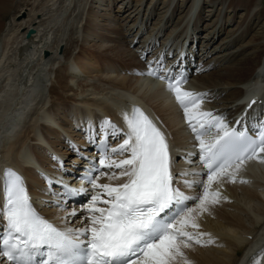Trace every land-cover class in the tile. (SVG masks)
Masks as SVG:
<instances>
[{
  "label": "bare ground",
  "instance_id": "bare-ground-1",
  "mask_svg": "<svg viewBox=\"0 0 264 264\" xmlns=\"http://www.w3.org/2000/svg\"><path fill=\"white\" fill-rule=\"evenodd\" d=\"M19 1L25 4L28 0H0L1 14L13 10L14 2ZM44 1V4L51 3L47 13L37 15L35 10V14L22 23L26 26L24 29L21 25L7 27L8 32L11 31L8 35L5 30V34L10 36L7 41H3L5 34L0 36V111L5 110L2 104L10 91L13 95L16 92L12 97L15 100L12 111L14 124L9 130L0 131V164L21 169L33 194L42 189V180L31 168L32 159L47 164L50 160L47 150L50 151V148L63 155H59L60 160L64 158V135L68 137L75 132L72 126L81 127L83 117L96 120L99 116L108 115L111 120L117 121L109 103L119 104L120 101L124 104L125 101L138 104L136 97H140L139 100H145L159 119L172 147L187 144L180 135L173 113L155 95V91L162 90L155 88L158 83L140 76L125 77L117 72L100 74L92 71L88 59L80 60L81 63L70 61V56H64V59L63 53L68 49L66 45L76 47L79 40L80 43L86 42L91 37L92 52L98 60L118 61L124 64L123 67H139L133 52L128 51V45L138 44L135 51L149 56L147 45H153L154 36L164 29L163 39L167 40L170 36L172 42L169 46L166 43L162 47L158 45L154 56L170 55L169 62L165 61L169 64L167 67L177 59V63L194 65L191 69H195V74L197 70H209L195 76L191 85L200 92H209L214 100L212 108L215 113L234 115L243 108L240 103H245L248 97L256 100L252 109L264 102L262 0H136L133 5H130V0ZM157 2L160 6L154 13ZM112 7H116V11ZM201 9H204L203 16ZM153 14L157 17L148 34L141 35L140 42L133 41ZM236 14L239 21L227 27L226 35L219 39V44L211 47V41L221 33L225 23L235 19ZM205 16V31L202 40L197 43L201 20ZM28 28H32L34 33L26 39L23 30ZM67 29L71 37L65 39L69 34ZM248 31L252 32L245 39ZM124 33H132L131 38L126 41ZM180 37V44L175 43ZM145 39H149L146 46L140 45ZM238 41L239 44L234 46ZM172 44L177 46L175 52ZM13 45L11 57L9 52H12ZM192 46L195 51L191 50ZM43 51L48 52L46 57L42 56ZM8 53L11 58L7 57ZM60 56L64 63L60 62ZM90 65L93 66L92 63ZM82 72L86 76L81 79ZM11 78L16 79V84L7 83ZM61 93L66 100L57 102ZM25 96L28 99L30 96V99L20 104ZM243 112L246 113V110L239 113ZM21 150L27 158L25 163L18 162V151ZM182 154V151L177 154L174 150V156ZM65 161L67 165L68 156ZM240 179L248 183H240ZM104 181L100 179V182ZM214 187H219L222 196L227 199L213 206L211 214H204L199 222L200 231L210 233L215 243L203 247L196 245L186 250L188 258L192 264H254L256 258H261L263 263L264 258L260 254L264 252V164L245 167L236 183L225 180L222 185ZM74 209L78 210L74 222L83 225L87 214L79 207ZM49 213L52 214V211L43 212L44 215Z\"/></svg>",
  "mask_w": 264,
  "mask_h": 264
},
{
  "label": "snow or ice",
  "instance_id": "snow-or-ice-1",
  "mask_svg": "<svg viewBox=\"0 0 264 264\" xmlns=\"http://www.w3.org/2000/svg\"><path fill=\"white\" fill-rule=\"evenodd\" d=\"M140 74L163 81L174 96L198 150L182 159L191 165L196 156L200 170L174 171L167 134L141 108L122 113L125 128L105 118L88 137L98 145V157L81 177V187L41 173L46 193L55 198L45 203L65 213L60 217L64 227L37 211L18 172L6 168L0 173V264H32L37 256L45 257L39 264H192L186 250L215 243L210 233L200 231V218L227 199L214 185L236 183L250 161L264 164V122L254 131L237 129L225 117L203 110L207 94L184 89L187 77L174 74L162 56ZM110 138L120 142L112 146ZM70 146L79 154L75 144ZM52 159L63 171V161ZM102 177L109 182L100 183ZM54 185L61 191H53ZM89 191L83 226H67L68 218L78 214L77 209L67 211V199ZM254 264H262L261 258Z\"/></svg>",
  "mask_w": 264,
  "mask_h": 264
},
{
  "label": "rangeland",
  "instance_id": "rangeland-1",
  "mask_svg": "<svg viewBox=\"0 0 264 264\" xmlns=\"http://www.w3.org/2000/svg\"><path fill=\"white\" fill-rule=\"evenodd\" d=\"M41 1H43V2H41ZM87 2L89 1V0H86ZM135 1L136 0H130V5H133L134 3H135ZM45 3V1L44 0H28L27 1V3H22V1H19V2H14V7H13V10H11L10 12H8V13H6V14H4V15H2L1 14V11H0V36L2 35V34H5V30L7 29V27H13V28H15V26H19V25H21V29H24L26 26L24 25V24H22L24 21H27L28 19H29V16L30 15H32V14H35V12L37 13V15H40V14H43V13H47L48 11H49V9L51 8V7H49L50 5H51V3H46V4H44ZM160 4V2H157V4H156V8H155V10H154V13H156L158 10H157V7L158 6H160L159 5ZM262 4L264 5V0H262ZM202 7H204V6H202ZM18 8H21V9H18ZM115 8V9H114ZM112 9L114 10V11H116V7H112ZM33 10V11H32ZM36 10V11H35ZM19 11V13H17V12ZM35 11V12H34ZM38 11V12H37ZM33 12V13H32ZM122 12V11H121ZM203 14H204V9H201V15L203 16ZM238 14H236L235 15V19H233V20H231L230 22H229V24H227V23H225V25H224V28L222 29V31H221V33L218 35V36H216L212 41H211V47L212 46H214V45H216V44H219V39H221L222 37H224L225 35H226V32H227V27H229V26H233V25H235L236 24V22H238L239 20L236 18V16H237ZM157 17V15H152V17H151V19L149 20V23L147 24V26H145L144 28H146V27H148L146 30H148V29H150V24H152L153 23V21H154V18H156ZM205 22H207V16H205V17H203V19L201 20V28H200V31H199V36H198V38L196 39V42L198 43L199 41H201L202 40V38H201V36L204 34V31H205V26H203L204 25V23ZM69 30H70V28H68ZM67 29V30H68ZM69 30H68V33H69ZM26 30H23V33L25 32ZM166 31V30H165ZM252 31H248V33H247V37L245 38V39H247L248 37H249V34L251 33ZM2 33V34H1ZM6 33H8V35L11 33V31L10 32H8V29H7V32ZM71 34L69 33V34H67L66 36H68V37H65V39H67V38H69V37H71L70 36ZM72 35H74V33L72 34ZM5 38H4V40L3 41H7L8 40V38L10 39V36H7L6 34H5V36H4ZM165 37V36H164ZM84 39V38H83ZM244 39V40H245ZM75 40V39H74ZM94 41V40H93ZM90 42V43H89ZM86 43V44H85ZM80 44V46H78ZM83 46H82V45ZM239 44V41L234 45V46H236V45H238ZM92 41H91V37L90 38H88V40L86 39V42H85V40H84V42H81L80 43V40L77 42V44H76V47L75 46H73V47H70L69 45H66L67 46V51H66V53H63V58H64V56H66L65 58H67V57H69V60L71 59L73 62L75 61V62H78V63H81V62H79L80 60H82V61H85V59H88L89 60V62H87L88 63V65L91 67V69H92V71H95L96 72V66H97V62H96V60H97V56H96V54H93V52H92ZM135 46L137 45L138 46V44H134ZM133 45V46H134ZM14 46L15 45H13V46H11V50H12V52H9L10 53V55H11V57L13 56V53H14ZM75 48V49H74ZM70 50V51H69ZM9 53L7 54L8 56V58H11L10 57V55H9ZM61 54H62V52H61ZM60 54V55H61ZM70 54V55H69ZM64 58V59H65ZM209 58V57H208ZM207 58V59H208ZM62 59V57L60 56V62H62L63 61V59ZM70 60V61H71ZM63 63H64V61H63ZM62 63V64H63ZM92 63V65L93 66H91L90 64ZM78 71V70H77ZM102 71H104V68H103V70ZM76 74H77V72H76ZM70 76H72V75H70ZM80 76V75H79ZM78 76V77H79ZM82 76H83V78L86 76V73L85 72H82L81 73V79H82ZM254 79H256V75H255V77H254ZM63 92H65V91H63ZM64 93H61L59 96H58V100H57V102H61V101H65L66 99H65V97H64V95H63ZM60 156H63V155H60ZM34 160H36L35 158H34Z\"/></svg>",
  "mask_w": 264,
  "mask_h": 264
},
{
  "label": "water",
  "instance_id": "water-1",
  "mask_svg": "<svg viewBox=\"0 0 264 264\" xmlns=\"http://www.w3.org/2000/svg\"><path fill=\"white\" fill-rule=\"evenodd\" d=\"M28 35H29V32L27 33V35H26V36L28 37ZM44 55H46V52H44Z\"/></svg>",
  "mask_w": 264,
  "mask_h": 264
}]
</instances>
